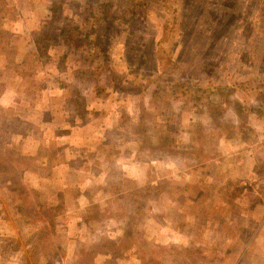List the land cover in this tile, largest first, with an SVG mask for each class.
<instances>
[{"label": "rangeland", "instance_id": "obj_1", "mask_svg": "<svg viewBox=\"0 0 264 264\" xmlns=\"http://www.w3.org/2000/svg\"><path fill=\"white\" fill-rule=\"evenodd\" d=\"M0 264H264V0L0 2Z\"/></svg>", "mask_w": 264, "mask_h": 264}, {"label": "crops", "instance_id": "obj_2", "mask_svg": "<svg viewBox=\"0 0 264 264\" xmlns=\"http://www.w3.org/2000/svg\"><path fill=\"white\" fill-rule=\"evenodd\" d=\"M2 1L3 0H0V2H2ZM5 2L8 3V0H5ZM31 13L32 12H30L29 10H27V11L26 10H23V15L21 17L19 16V18H20L19 21L28 22L29 21V17L32 16ZM29 31H30V29H29ZM43 92L45 94H47L48 91H43ZM68 94H69L68 92H65V93L62 92V93H60V96L63 95V98H65V99L64 100L62 99L61 104H60V107H58L59 109H58V113L57 114H62V113L63 114L64 113L65 114H68L70 112V111L67 110V107H71V106H69L67 104V100H66V97L69 98V95ZM78 95L81 96V97L84 96L85 98L86 97H89V98L93 99V97L90 94H88L87 92H79ZM52 103L53 102H51V105L50 106L49 105H45L43 111L44 112H48L50 110L53 111L54 110V106L52 105ZM70 103L72 105V102H69V104ZM95 104H96V102H95ZM55 114H56V110H55ZM113 116H114L113 114H109L108 115V118H104L102 120V123L101 124H100V120L97 119V121H96L97 123L96 124L98 126L103 127L104 129H108V130H119L120 131L119 132V137L122 138V137H124V136H122L123 131H124V128H123V126L118 125L119 124V120L118 121L115 120L113 118ZM62 120H60V121L63 122L62 123L63 126H62V124H60V129L63 130V131H65V133L61 137L60 136L58 137L59 138V142L57 144H61V146H69L70 144H72V145L76 146L77 148H82L81 149V153H78L77 152L79 154V155L77 154V156H81V158L83 157V159L87 162V164L90 165L91 164L90 163L91 162V159H89V158L86 157L87 154L88 153H92V152H95L96 153L98 150H100L99 149L100 147H98V144L99 143H97L95 141V139L98 138V137H95V139H94L93 137L89 136V133H87L85 130H87V128L93 126V124L95 123V120L92 119V120H89V121L88 120L84 121V120H81L78 116L77 117L75 116L73 119H72L71 116H64V118ZM96 124H94V125H96ZM73 134L76 135V142H72L71 141L72 140V137L74 136ZM51 138L52 137L45 136V139H43V141L46 142V145H48V146L51 145V141L52 140L51 141L49 140ZM90 145H93V146L91 148L90 147H85V146H90ZM115 145H118L117 147L120 150H123V152H124V150L126 151V144H125V142H123V143H117ZM100 146L102 147V145H100ZM128 160H129V158L123 157V161L124 162L125 161H128ZM103 162L106 163L107 162V159L104 158L103 159ZM67 164H68V161L67 160L66 161H63L62 160V157H61L60 167L61 168L63 167L62 169H66L68 167ZM97 178L98 179H103V178H105V175L102 174V173H100L99 174V177H97ZM83 182H84V180H83ZM83 182H81V184L79 185V187H80V189L78 190V192H79V200L80 199H83V200L86 199L85 198V194L87 193L86 192V190H87L86 186L91 185V184H94V183L97 184V182L100 184L101 181L99 182V181H96L95 180L93 183L92 182L89 183V180H88V182L86 183L87 185H85V183H83Z\"/></svg>", "mask_w": 264, "mask_h": 264}]
</instances>
